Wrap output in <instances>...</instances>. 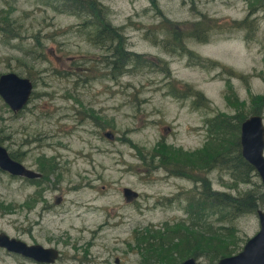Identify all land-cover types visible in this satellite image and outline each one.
Segmentation results:
<instances>
[{"label":"rangeland","instance_id":"obj_1","mask_svg":"<svg viewBox=\"0 0 264 264\" xmlns=\"http://www.w3.org/2000/svg\"><path fill=\"white\" fill-rule=\"evenodd\" d=\"M60 1L9 0L12 30L21 36L0 30V73L12 70L33 84L17 111L0 97V144L36 171L41 155L58 165L52 174L41 169L37 180L0 168V230L57 247L61 255L50 264L172 263L145 260L136 236L187 219L188 193L203 182L168 173L155 156L150 159L151 149L160 139L181 150L198 148L207 138L206 119L216 112L250 113L251 95L264 92V0H99L110 23L120 25L127 49L163 59L168 68L128 64L115 76L101 58L104 46L92 43L79 23L84 17L57 9ZM5 7L0 0V11ZM202 13L220 21L246 19V27L211 29L206 39L187 37L179 46L166 42V19L190 26ZM187 50L217 63L195 64ZM169 82L200 91L203 100L173 95ZM228 85L242 100L240 109L227 101ZM259 110L264 124V105ZM96 118L113 127L97 125ZM196 176L235 195L256 190V183L264 192L255 169L243 181L226 167ZM123 186L137 196L126 201ZM263 207L259 201L253 211L221 222L233 227L215 229L232 231L225 249L239 247L259 228L257 210ZM0 264L43 263L0 248Z\"/></svg>","mask_w":264,"mask_h":264},{"label":"trees","instance_id":"obj_2","mask_svg":"<svg viewBox=\"0 0 264 264\" xmlns=\"http://www.w3.org/2000/svg\"><path fill=\"white\" fill-rule=\"evenodd\" d=\"M7 7L0 11V30L5 35L21 36L18 31H13L12 19L8 16L10 4L9 0H2ZM259 1L260 0H256ZM251 5L254 3L251 1ZM57 9L73 12L84 18L79 23L85 29L88 39L99 46H104L107 51L102 54L101 58L107 65L108 73L111 76L119 75L126 72L130 66L135 64L154 65L159 64L161 68L168 72V68L163 59L156 58L157 61L151 60L142 53L129 50L124 45V34L120 25H112L106 15V7L99 0H61ZM164 31L166 42L170 41L174 46L181 45V39L193 37L196 39H206L207 31L215 28H242L246 27V19H231L230 21H220L214 16L205 13L197 20H193L190 26H179V22H168ZM79 25V24H78ZM78 29V28H76ZM187 55L191 62L205 66L216 64L217 61L209 60L196 55L191 50H187ZM195 57V58H194ZM201 59H199V58ZM264 60V58H263ZM264 80V72L259 73ZM242 77V74H240ZM170 92L175 96H184L192 94L194 102L203 100L200 91L193 90L187 85L186 88H180L169 82ZM188 84V83H186ZM232 95V99L228 95ZM226 99L240 109L242 100H239L231 87L227 86ZM252 109L250 113H260L259 107L264 105V92L254 94L250 97ZM199 104V103H198ZM249 113V114H250ZM248 115V114H247ZM243 109L239 114H227L216 112L207 122V138L203 144L192 150H181L165 143L163 139L157 140L151 149L150 159L155 156L157 164L164 168L168 173L175 175H184L195 181L203 182V185L197 190L192 189L190 196L184 204V211L187 219L178 220L171 224L165 223L162 227H152V230L145 228L144 233L139 232L136 236V247L138 244L143 246L145 260L151 258L160 260L161 263L175 262L182 258L186 253H196L206 251L208 255L216 256L227 248V243L231 241V230L218 232L215 229L227 228L232 229L230 224H221V222L232 221L237 215L251 212L255 209L259 201L264 202V192L258 188L260 183H256V190L248 189L241 194L235 195L221 190H214L210 187L209 179L204 177L203 180L196 176L198 171H207L212 167H226L234 169L237 179L245 180L249 171L254 167L241 155L239 143V123L247 116ZM97 125H108L95 119ZM136 152L143 158V153L138 145L133 144ZM18 152L11 151L9 154L15 158H20ZM44 173L52 174L57 161L51 156H39ZM44 160V161H43ZM41 169L38 171L42 172ZM37 180L40 177L28 178V180ZM220 222V223H217ZM151 228V227H150ZM179 254V255H176ZM182 256V257H181Z\"/></svg>","mask_w":264,"mask_h":264},{"label":"water","instance_id":"obj_3","mask_svg":"<svg viewBox=\"0 0 264 264\" xmlns=\"http://www.w3.org/2000/svg\"><path fill=\"white\" fill-rule=\"evenodd\" d=\"M32 88L33 84L28 76L12 70L0 73V97L13 111L21 109L26 104ZM104 134L112 137L109 131H105ZM239 143L241 155L254 167L264 187V124L261 113H250L240 121ZM0 168L10 174L26 177H39L41 174L11 157L2 144H0ZM122 194L128 201L135 198L138 192L131 187L123 186ZM54 200L58 201V197ZM257 213L260 224L258 230L246 239L238 253L223 256L215 264H264V207L258 209ZM0 247L40 262H52L58 255L55 246H45L39 242L28 243L8 235L3 230H0ZM192 261L193 258L188 257L178 264H189Z\"/></svg>","mask_w":264,"mask_h":264},{"label":"flooded vegetation","instance_id":"obj_4","mask_svg":"<svg viewBox=\"0 0 264 264\" xmlns=\"http://www.w3.org/2000/svg\"><path fill=\"white\" fill-rule=\"evenodd\" d=\"M8 153H10L9 151H8ZM10 155V154H9ZM11 156V155H10ZM12 157V156H11ZM18 160V159H17ZM40 172V171H39ZM41 173V172H40ZM41 175V174H40ZM26 177V176H25ZM27 178H36V177H27ZM258 230V229H257ZM256 230V231H257ZM255 231V232H256ZM254 232V233H255ZM253 233V234H254ZM251 236V235H250ZM249 237V236H248ZM248 237H246L245 239H244V242L246 241V239L248 238ZM244 242H243V244H241L239 247H234V248H232V249H230V250H227V249H224L221 253H219L218 255H216V256H211V255H208L209 257H207V255L206 254H204V255H200V254H202V253H189V254H187V255H185L182 259H180V260H178V261H175V262H172V263H168V264H178V263H180L181 261H183L185 258H188V257H192L193 258V261H192V263H189V264H215L216 262H218V260H219V258H221V257H223V256H228V255H232V254H236V253H238L241 249H242V247H243V245H244ZM29 243H33V242H29ZM237 245V244H236ZM45 246H50V245H45ZM0 248H2V249H5L4 247H0ZM57 248V247H56ZM6 250V249H5ZM57 250H58V255H57V257L55 258V260L61 255V251L57 248ZM6 252H9V253H14V254H18V253H16V252H12V251H8V250H6ZM18 255H20V254H18ZM21 256H23V255H21ZM23 257H26V258H28V259H31V260H33V261H36V262H38V263H43V264H50V263H53V261L52 262H40V261H37V260H35V259H33V258H31V257H28V256H23ZM204 258H206V259H204ZM116 260V259H115ZM188 263V262H187Z\"/></svg>","mask_w":264,"mask_h":264}]
</instances>
